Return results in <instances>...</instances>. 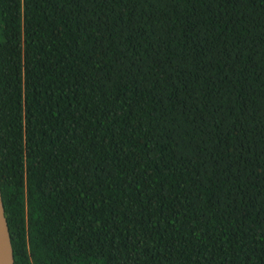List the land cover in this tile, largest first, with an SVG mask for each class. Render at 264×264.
<instances>
[{"label":"trees","instance_id":"trees-1","mask_svg":"<svg viewBox=\"0 0 264 264\" xmlns=\"http://www.w3.org/2000/svg\"><path fill=\"white\" fill-rule=\"evenodd\" d=\"M14 264H264V0H0Z\"/></svg>","mask_w":264,"mask_h":264},{"label":"water","instance_id":"water-1","mask_svg":"<svg viewBox=\"0 0 264 264\" xmlns=\"http://www.w3.org/2000/svg\"><path fill=\"white\" fill-rule=\"evenodd\" d=\"M0 264H14L9 228L0 193Z\"/></svg>","mask_w":264,"mask_h":264}]
</instances>
